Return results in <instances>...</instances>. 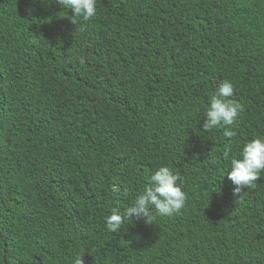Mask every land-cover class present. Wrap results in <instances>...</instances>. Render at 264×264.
I'll return each instance as SVG.
<instances>
[{"label": "trees", "instance_id": "trees-1", "mask_svg": "<svg viewBox=\"0 0 264 264\" xmlns=\"http://www.w3.org/2000/svg\"><path fill=\"white\" fill-rule=\"evenodd\" d=\"M71 19L0 0V264H264V173L241 200L227 177L264 135V0H97ZM225 80L231 142L203 129ZM162 165L185 207L108 231Z\"/></svg>", "mask_w": 264, "mask_h": 264}, {"label": "clouds", "instance_id": "clouds-1", "mask_svg": "<svg viewBox=\"0 0 264 264\" xmlns=\"http://www.w3.org/2000/svg\"><path fill=\"white\" fill-rule=\"evenodd\" d=\"M56 2L63 9L70 10L73 23H77V18L89 21L97 14V0H56ZM233 94L234 85L230 80L221 83L218 91L209 97V106L203 123L205 132L217 128L223 129V137L230 142L237 135L234 127L240 111V105L229 99ZM229 151L223 154L226 160L229 158ZM262 173H264V135L256 136L243 145L240 157L231 159L227 177L235 186L234 194L241 200L244 190L254 187ZM186 202L187 194L182 188L180 176L169 166L162 165L147 178L143 190L123 214L115 210L106 218V228L110 232H116L126 219L131 217L149 223L154 213L170 217L179 213ZM84 256V253H78L73 264H85Z\"/></svg>", "mask_w": 264, "mask_h": 264}]
</instances>
